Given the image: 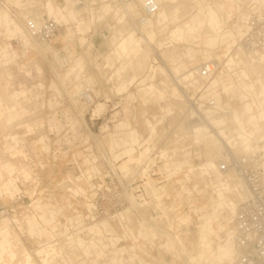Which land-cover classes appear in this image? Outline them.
Returning a JSON list of instances; mask_svg holds the SVG:
<instances>
[{
    "label": "rangeland",
    "instance_id": "1",
    "mask_svg": "<svg viewBox=\"0 0 264 264\" xmlns=\"http://www.w3.org/2000/svg\"><path fill=\"white\" fill-rule=\"evenodd\" d=\"M47 2V0H24L16 5V2L13 1L19 10L13 23L19 25L25 33L24 22L27 18H35L36 22L42 19L46 20L47 17L54 19L48 15L45 9ZM158 2L160 7H164L166 0H158ZM55 3L60 8L68 7L66 14H70V16L73 14L74 16L70 19H67L66 16L64 19L59 18L57 23L62 28L51 41V46L46 47L48 45L38 44L39 47L35 50L40 53L33 54L32 59L27 60L29 76L25 74L22 67L20 55L24 53V49L20 41L15 38H8L4 28L0 27V46L11 43L19 54L16 63H9L6 66V72L11 73V79L9 80L11 90L19 91L25 88L30 89L31 94L39 92L43 96L31 101L33 106L28 113L30 116L28 122L41 118L43 128L28 132L26 128L21 127L15 132L23 140L24 145L22 147L29 158L33 159L34 156L39 155V158L50 163L47 166L43 165L44 169L41 172H38V168L32 163L33 167L31 169L37 177H32L31 173L25 170V166L19 163L21 175L11 177L9 170L14 167V164L12 165L9 160L15 156H20L21 152L17 149L16 152L11 153L12 155L2 154L3 148L0 146V202L7 208L14 206L16 212L22 210L21 218H14V222H19L17 224L18 231L15 229L10 230L12 228L8 229L5 223H0V264H16V262L24 261V251L30 254L26 264H46L42 263L43 257L41 258L38 252L48 246H54L56 248L55 252L63 251L67 256L72 252L80 255L83 254L78 247L81 239L85 243V248L91 245L90 243L102 248L100 241H103L106 246L103 256L97 260L95 250H90V254L92 253L90 256H94L87 259V262L90 263L128 264L132 261L137 263L142 260L146 264H224L216 261L220 249L217 248L218 242L215 240L214 235L208 238L205 250L200 248L199 240L195 234L200 213L197 214L193 211V208L197 206L203 208V213H206L208 205L205 199L210 195H212L211 201H219L215 197L216 193L214 192L218 185L214 181H220L225 175L216 170V166L221 160L219 157L216 161L207 160L203 147L195 142V130L190 125L191 121L185 117L186 102L180 100V98L174 100V92L179 90L172 83L169 74H164L163 69L164 65L168 69L176 68L180 73H176V69L171 72L175 73L176 76L181 75L186 78L184 80H187V78L194 77L192 69L207 60L224 62L222 65L225 64L227 71L222 68V71L215 78L224 77L222 81L223 94H221L218 101L228 114L225 115V125H216L214 122V131L223 130L226 137L239 135L237 131L250 133L258 152L264 157V108L252 105L253 97L259 92V88L264 86V58L262 57L261 61H255V64L252 62L250 66L240 62L235 56H233L232 61H229L234 50L229 41L231 40L230 35L234 32V28L230 25H237V22L231 24L234 17L228 20L226 24L220 23L219 32L221 36L213 48L207 46L211 35L207 33L209 31L208 26L201 28V33L191 42H172V32L185 23H192V25L197 24L199 21L208 23L207 14L202 11L208 10L217 16L216 10L220 9L221 0H177V3L171 6V11H176L177 17H170L161 26H156L154 23L156 19L154 18L151 21L152 26L141 30L140 33H137L130 23L124 19L116 6L104 0H96L92 7L79 8L83 11L76 10L78 7L73 5L72 0L68 3L66 0H55ZM109 6L112 10L104 13L103 9ZM5 13L7 12L0 8V22H2V16ZM61 15L59 13V16ZM225 26L229 28L225 29ZM10 28L13 29V25ZM66 29H69L73 38L67 44L60 45L55 41ZM105 32L108 33V38H105ZM131 33L134 34L135 39L139 41L142 47L148 51L146 62L148 64L143 70H134V58L128 59L117 52L115 53L121 39H125ZM146 33H151L153 36V41L150 43L151 48L140 40L141 36H146ZM162 43L166 45L160 47ZM170 44L176 47L175 54L172 58L166 59L164 57L168 55L166 50L168 49L172 53L173 48H165ZM36 64L40 67L41 74H38ZM253 66H257L256 72L251 71ZM244 70L250 71L246 72V75L241 74V71ZM70 71L73 72L68 76ZM133 76H136V80H138L131 84L130 79ZM144 79L146 80L140 83ZM52 82L55 83L58 93L49 88ZM38 83H42L45 87L42 92L34 88ZM148 86H152L151 90L146 89ZM85 87L94 90L95 97L92 98L91 102L76 98L79 91ZM193 87L195 86L193 85ZM6 92L8 93V90L0 74V93L5 96ZM115 94L123 95L116 99ZM30 97L32 96L30 95ZM161 97H163V100ZM41 100L45 102L43 106L39 105ZM246 103H250V110L245 108ZM6 106L7 104L4 105L3 100L0 99V118L5 111L3 108ZM20 106L24 109L29 104H21ZM113 106H115L114 110H112ZM167 108L170 109V113L165 112ZM208 113L204 112V115L208 116ZM66 115L71 117V121L66 119ZM2 121L3 119L0 120V144H2V138L6 134L4 121ZM70 122L74 126L73 129L68 126L71 125ZM54 123L61 125L60 130L55 128L49 130V126L54 125ZM132 127L136 128L137 131H134ZM127 129L130 130L127 131ZM200 129H202V126H200ZM126 133H128L129 144L126 149L122 150V144L124 145L127 140L124 138L121 142V138L122 135L126 136ZM168 133L170 134L169 137L166 136ZM41 136H44L47 140L45 144L49 145V154L45 152L43 143L38 142ZM143 142L146 145L143 148L141 147L142 150L134 147V145L143 144ZM150 142L151 152L158 156L161 154L164 159L163 162L160 158V163L156 164L155 171L159 175L144 182L146 198L142 199V203L133 200L134 205H136V202L139 204L137 212L131 210L128 214L124 212L116 215L119 220V227L121 223L127 222L128 227L135 234L139 230L143 237V240L139 241L142 245L140 250L146 252L150 259L139 258L136 260L123 257L124 250H121L122 246H126L129 241L123 242L122 245L119 244L121 232H116L113 228L115 225H111L106 220L108 217L119 213V210L103 211V216L96 218L95 223L88 227L89 236L86 237L81 236L84 231L82 227L78 228L75 234L68 232L67 237L58 235L53 243L38 244L29 236L27 222H52L53 219L48 213L42 218L44 212L46 213L50 209L57 212L54 218L55 222H58V218L61 217L60 222L62 224L82 222L83 219L87 218L88 212L85 207L89 210L90 203L85 205L86 202H77L75 195L77 191H84L81 188L80 172L87 173L92 170V165L85 161L89 154L99 158L108 156L114 158V160L116 159L117 163L113 165L103 161L95 164L98 171L117 175L112 179L101 180V184L104 185L103 190L109 191L115 186H119L121 172L131 171L132 165L137 164V162L140 163L143 157L149 153L150 149L146 147L147 143ZM6 143V146L11 145L8 140ZM122 151L125 156L128 155V158L122 156ZM56 152H59L57 153L58 158L54 161L53 154ZM223 152L220 151V157ZM73 154H79V156L76 155V161L73 160ZM127 159L128 161L124 162ZM20 160L21 158L17 159L18 162ZM60 162L62 164L58 167L57 164ZM206 162L211 166L210 169L201 170L205 167ZM77 168L80 172L77 171ZM2 172L5 173L4 176ZM67 172L70 174L68 178H66ZM204 172L208 173L207 181L198 176L199 173ZM78 177L79 179H76ZM234 177L236 176L234 175ZM26 180L35 181L33 183L35 187L39 185L35 195L32 196L30 193L32 189L27 190V199L25 198L22 203L13 205L11 199H9L11 194L14 195L18 192L22 188V184L18 183H24ZM200 180L207 190L204 197H201V193H196ZM6 183H9V185L5 187ZM231 183L236 187L238 199L235 201L231 199L230 195H227L229 198L227 206L233 212L234 205L242 198L244 190L242 180L236 178ZM57 184H60V186H57ZM137 185L142 186V182ZM10 188L12 193L8 191ZM226 215V212H224L223 215L219 216ZM231 217L232 215L226 218L224 224L226 228L230 227ZM182 219L186 220V223H183ZM0 222L6 221L2 220ZM102 222L109 223L110 226L107 227V230L97 226L98 228L95 227L96 229L91 231L90 228H94L95 225ZM214 226L211 222L209 227L215 233L221 234L219 228ZM56 233L60 234L61 232ZM9 234L15 241V245H17L18 256L16 255V261L9 258L7 259L9 261L4 259V257L7 258L4 255V245ZM168 234H177L180 238L175 241L176 244L172 246L173 249L169 250L166 247V242L170 239ZM68 237H71V239L69 238V240ZM70 241L73 242L72 245ZM60 243L67 244V246H64L65 248L60 247ZM227 246L225 247L227 248ZM201 251L204 252L203 259L200 258ZM34 254L36 257H34ZM232 256L233 262L231 264L235 260L234 253H232ZM112 259H115L114 263L110 262ZM56 261L55 264H57Z\"/></svg>",
    "mask_w": 264,
    "mask_h": 264
},
{
    "label": "crops",
    "instance_id": "2",
    "mask_svg": "<svg viewBox=\"0 0 264 264\" xmlns=\"http://www.w3.org/2000/svg\"><path fill=\"white\" fill-rule=\"evenodd\" d=\"M47 1L48 2L45 6V9H46L48 15L50 17H53L57 22L59 21V18L64 19V17L66 16L67 19H70V17L74 16L73 14H72V16H70V14H66L68 7L60 8L56 5L55 0H47ZM248 1H254V2L258 1L259 2L260 0H221V7L219 10H216L217 16L215 13H212L211 11H208V10L202 11V9H200V11L207 14V17L209 18L208 23L206 24L203 21H199L197 24H194V25H192V23H190V24L185 23L182 27H179V28H177V30L172 32V34H171L172 42H176V41H189V42H191L192 40H194L198 37L199 33H201V28L203 29V27L208 26L209 31L207 33H210L211 35L209 36L207 46H208V48H213L214 45L216 44L217 40L221 36V34L219 32L220 23L223 22L224 24H226V22L228 20H231V18L234 17V21L231 22V24H234L237 22V25H232V26L230 25V27L234 28V32L230 35L231 40H229L231 42L230 46L234 48V46L232 45V41L236 37H237L236 39L238 41V38L240 39V37L242 35L240 26H242L241 23L245 17L244 8L246 7ZM176 3H177V0H166L164 7H160L158 14L155 16L156 20L154 23L156 24V26H161L170 17H177V15L175 14L177 12L171 11L172 10L171 6L173 4H176ZM58 9L60 10V12ZM76 10L83 11L82 9H79V8H76ZM103 10H104V13H107L109 10H112V9L109 6ZM59 13H61L62 15L59 16ZM64 14H66V15H64ZM240 18H242V19H240ZM219 19L222 21H220ZM13 22L14 21H12L9 18L7 13H5L2 16V22H0V27L4 28V31H5L8 38H15L16 40L20 41V44L22 45V47L24 49V53L20 55L22 58V67L25 70L24 71L25 74L27 76H29L30 72L27 70V60L28 59L31 60L32 59L31 56L33 54L40 53L37 50H35L39 46H32L26 32L24 33L23 30L19 27V25L15 24ZM68 22H69V20H68ZM238 24H240V25H238ZM12 25H13V29L10 28ZM151 26H152V23L150 22L148 28H150ZM228 28L229 27L225 26V29H228ZM107 34L108 33L105 32V34H104L105 38H108ZM72 38H73L72 33L69 31V29H66L63 31V33L61 35H59V37L57 38V40L55 42L59 43L60 45H64V44H67V42H69ZM140 40L143 41L149 48H151L150 43L153 41V36L151 33H146V36H141ZM111 41H113V39H111ZM165 45H166L165 43H162L160 45V47H164ZM49 46H51V43L48 44V46H46V47H49ZM170 47L173 48L171 50L172 53L169 52L167 49ZM165 48L167 49L166 54H168V55H166L164 57L166 59L172 58V56L175 54L174 50L176 49V47L170 44V46H167ZM116 52L119 55H122L128 59L134 58V61H135L134 62V70H137V71L143 70L144 68L147 67L148 63H146V62L148 60V51L146 49H144L142 47V45L139 43V41H137L135 39L133 33L129 34L125 39H121V41L118 43L117 48L115 50V53ZM233 52H234V50H233ZM234 54L235 53L232 54V58L229 61H232L234 59L233 56H235V58H237V60H239L240 62L246 63L244 60L240 59V57H238L237 54L236 55H234ZM18 56H19L18 51H16L12 47L11 43H6V44H3L0 46V74L2 75L3 83H4V85H6V88L8 90V93L6 92V94H4L5 96H3L1 94V93H3L2 91L0 93V99L3 100V104L4 105L7 104V106L3 108V109H5L3 114L6 115V118L4 120V128L6 130V134L3 136L2 144H0V146L3 148L2 154L8 153L9 155H12L11 153L16 152L17 149L20 150V152H21L20 156H15L13 158H10V160H9L10 163H12V165L14 164L13 165L14 167H12L10 165L12 167V169L9 170V172L11 173V175H10L11 177H13L15 175H17L16 177H18V175H21L20 174V166L18 165L19 163H22L25 166V170H28V172L31 173L32 177H37V175L32 171L31 167H29L27 164L32 162L38 168V172H41L44 169L43 165L47 166V164H50V163L39 158V155L34 156L35 158H33V159L29 158L27 152H25L23 150V147H22L24 145L23 140L19 137L18 133L15 131L21 127L26 128L28 132L43 128V121L41 118H38L37 120H34L32 122H28V119L30 117L28 115V113L30 112V109L33 106L31 101L36 100L39 97L41 98L43 96L39 92H36L35 94H31L32 91L30 89L27 90L25 88H22L19 91L11 90L10 83H9V80L11 79V73L6 72V69H7L6 66L9 63H12V64L16 63ZM246 57L249 60V63H248L249 66L252 64L251 62L253 61V59H255L257 61H260V59H262V56L256 58V57H251V56L246 55ZM24 61H26V63H24ZM206 62H209V60H207ZM256 68H257V66H256ZM174 69H176V68L168 69L167 66L164 65L163 72H164V74H167V75L169 74L168 75L169 77L175 76L177 78L180 77L182 79H186L185 77H183L181 75L176 76L175 73H172L171 71H173ZM36 70H37L38 74H41V69L37 64H36ZM72 72L73 71H70L68 76ZM175 72L180 73V72H177V69L175 70ZM193 78L194 77H192L190 79H193ZM216 78H214V79L212 78V80H211V96L214 99L219 100L221 98V94H223V91H222L223 82L222 81H223L224 77L221 76L218 79H216ZM187 79H189V78H187ZM137 80H136V76H133L130 79V83L132 84L133 82H136ZM145 80L146 79L142 80L140 83L144 82ZM196 82L198 84H200L199 81H196ZM217 86H219V87H217ZM151 87L148 86L146 89L151 90ZM34 88L39 89L40 92H42L45 89V87L42 83H38L37 85L34 86ZM49 88L52 90H55V92L58 93V89H57L54 82H52L50 84ZM259 89H260L259 92L257 94H255V96L252 99V105H255L256 107L264 108V86H262ZM141 90H145V89H141ZM30 95L32 97H30ZM174 97H175V99H174L175 101L178 100L179 98H180V100L184 101V98L182 97L180 91L174 92ZM161 99L163 100V97H161ZM44 103L45 102H43L41 100L39 105L43 106ZM21 104H25V105L29 104V106H26V107H24V109H22L20 106ZM142 107H144V106H142ZM41 108H43V107H41ZM245 108L247 110H250V108H251L250 103H246ZM165 112L170 113L171 111L169 108H167ZM208 114L213 115L210 112ZM66 119L68 121H71V117H69L68 115H66ZM225 121H226L225 116L220 117L219 119L216 120V122L213 121L212 126L214 127V122L216 123V125L217 124H219L221 126L225 125ZM70 124L71 125H68V126L71 129H73L74 126L72 125L71 122H70ZM54 125L51 124L49 126V130H52V128L60 130V128H61L60 124L56 125L54 123ZM132 129H134V131H137L136 128H134V127H132ZM193 129L195 130L194 140L197 144H200L203 147V151L205 152V155L207 158L208 154H207L205 147H206V144L208 145L213 140L212 138L214 136H213V134H209L210 133L209 131H208V133H206V131H207L206 128H202V129L193 128ZM129 130L130 129H127V131H129ZM217 133L220 135H223V136L226 135L225 131H223V130L219 131ZM237 133H243L247 137L252 136L250 133H247L246 131H237ZM124 138H126L127 141L125 142L126 146H124L125 144L124 145L122 144V150H124L128 147V144H129L128 139H127L128 133H126V136L122 135L121 142H123ZM7 140L11 142V145L6 146ZM45 141H47V140H45L44 136H41L38 140V142L43 143V148H44L45 152L49 154V151H48L49 145L45 144ZM263 151H264V146H263ZM57 153H59V152H56L53 154V160L54 161H56L58 158ZM76 155L79 156V154H73L72 155L73 160L76 159ZM122 156H125L123 154V151H122ZM18 158H21V160L19 162L17 161ZM217 159L218 158H216L214 160H209V161H216ZM207 160H208V158H207ZM127 161H128V159L125 160L124 162H127ZM60 164H62V163L60 162L57 164L58 167L61 166ZM204 166L205 167L201 168V170H203L205 168L210 169V167H211L208 165L207 162ZM216 168H217V166H216ZM13 170H15V171H13ZM263 171H264V166H263ZM66 174H67L66 178H68L70 176L69 172H67ZM81 174L84 178L87 176H88V178H90L89 172L86 173V172L81 171ZM2 175L4 176L5 173L2 172ZM198 176L204 178V181H207L206 177L208 176V173L207 172L199 173ZM221 176H223V175L221 174ZM225 177H228V175L227 174L224 175L220 181H217V180L214 181L218 185V187L214 193H216L215 197L219 201H216V202L211 201L212 195H210L208 198H206L205 202L208 205V211L206 213H203V208H200L197 206L195 208H193L194 213H197V214L200 213L198 215L199 224H198V227L195 231L196 237L199 240V244H200L199 246H201L200 248H203V250H205V245L207 246L206 243L208 242V238L210 236L214 235L215 240L218 242L217 248L220 249V251L218 252L219 256L216 258V261H217V263H224V264H226V263L222 258L223 247L227 246V244H229L230 240H231V228L230 227L226 228V226L224 224L226 223V220H227L226 218L228 216L232 215L234 212V210L232 212V209H229V207L227 206V204L229 203V198L227 195H230L231 199H233L235 201L238 200L236 187H234L231 182L225 181ZM38 179H39V177H38ZM76 179H79V177ZM33 182H35V181H32V183ZM69 184H71V183L69 182ZM8 185H9V183L8 184L6 183L5 187ZM57 186H60V184H57ZM65 186H66V184H65ZM8 191L10 193H12L11 188ZM196 193L197 194L201 193L200 194L201 197H204L207 194L206 187L203 185L201 180L199 182V186L197 187ZM83 194H85V191H79V192L77 191L76 192V195H83ZM11 197H13V194L11 195ZM224 212H226V214H227L226 216H219V215H223ZM47 213L53 219L52 222H30V223L27 222L28 223L27 232H28L29 236L31 238H33L38 244H41L44 242H46V243L54 242L55 238L58 236V234L56 232L60 231L61 232L60 234L68 233L69 232L68 231L69 225H73V222H67L66 224H62L60 222L61 217L58 218V222H55L54 218L56 217L57 212L52 210V209H50L46 213L44 212V214L42 215V218H44ZM182 221H183V223H186V220L182 219ZM211 222H212V225H215L214 226L215 228H219V230L221 231L220 232L221 234L215 233L209 227V226H211ZM107 224H108V226H107ZM127 224L128 223L126 222V223H121V225H120V228L123 231L120 234V242H128L129 241V243H127L126 246H122L121 250H124L123 251V253H124L123 257L126 259H136V260H138L139 258L150 259L149 256L146 255V252L140 250L142 245L140 244L139 241L143 240V237L140 234L139 230L137 231V234H135L133 232V230L128 227ZM97 226H99L100 228L102 227L105 230H107L110 225L108 222H102L99 225H95L94 228L93 227L90 228L91 231H92V229L95 230L96 229L95 227H97ZM168 236L170 237V239L168 240V242H166V247L169 250L172 248V246H175V244H176L175 241L176 240L178 241L180 238H179V236H177V234H175V235L168 234ZM7 238H8V240L4 245V252H5L7 244H9L10 242H15L11 238L10 234ZM71 243H73V242L70 241V244ZM84 244L85 243L82 239L79 241V244H78L79 249L82 250L84 255L83 254L77 255L76 252H72L71 254H69V256H63L62 257V254H64V252L63 251H60V252L56 251L55 252L56 248L54 246H48L46 249H43L41 252H38V253H39V256L41 255V258L43 257L42 263H46V264H55V261L57 259H60L57 261V264H97V262H94V263L87 262V259L94 257V256H90L92 254V253L90 254L92 249L95 250L94 252H95L96 260L103 256L104 251L106 250V246L104 245L103 241H100V244H102V248H100L98 245H96L94 243H90L91 245H89L85 248ZM62 246L63 247L67 246V244L60 243V247H62ZM29 256H30V254L24 251V253H23V258H24L23 260L24 261L16 262V264H26ZM203 256H204V252L201 251L200 258L203 259L204 258ZM34 257H36L35 254H34ZM152 258L154 260L153 256H152ZM115 259H112L110 262L114 263ZM128 264H146V263L144 261L140 260L137 263L132 261V262H129Z\"/></svg>",
    "mask_w": 264,
    "mask_h": 264
},
{
    "label": "built area",
    "instance_id": "3",
    "mask_svg": "<svg viewBox=\"0 0 264 264\" xmlns=\"http://www.w3.org/2000/svg\"><path fill=\"white\" fill-rule=\"evenodd\" d=\"M87 0H76L77 4L83 6L84 2ZM105 2L117 4L123 6L131 2H137V0H105ZM260 2L248 1L245 10V17L241 23V37L238 41V48L241 49L248 56H254L260 52H264V6L259 5ZM158 9V5L154 0H144L141 7L142 16H140L134 23L137 26L144 25L147 18L153 16ZM26 28L31 33V35L37 39L39 42L47 43L50 42L58 33L60 26L50 20H42L39 25L34 21L27 20ZM224 62H205L198 66L194 72V78L197 77L201 80L198 84L196 81L193 82V87L191 79H187L183 85L180 87L182 91L183 98L189 110H192L195 115L192 120L200 122L203 113L209 111L215 115L223 113V110L216 108V102L211 96V80L214 79L217 74H219L224 68ZM222 65V67H221ZM91 94V92H85ZM122 95L115 94L114 97L117 99ZM86 98L85 95L80 100ZM115 106L112 107L114 110ZM166 136H170L168 133ZM167 137V138H168ZM152 142V141H151ZM150 143H147V147L150 151ZM146 143L142 144V148ZM141 148V150H142ZM156 151V150H154ZM147 154L140 163L132 165V170L129 172H121V181L119 186H115L109 191L103 190L101 180L112 179V177H117L116 174H109L106 172H101L96 169V163L99 161L107 162L113 165L117 163L114 158L108 156H102L101 158L89 154L85 161L92 165V170L89 172L90 178L83 177L79 168L77 171L80 172L81 177V188L85 191L83 195H75L77 202H86L85 205L90 203V209L87 218L83 219L82 222H73V225H69L68 231L70 233H76L77 229L82 227L84 231L81 233L82 237L89 236L88 227L95 223L96 218L102 217L103 211L119 210V213L108 217V222L115 226L113 227L115 231H120L121 228L118 225V218L116 215L124 213L127 208H129V202L127 197L131 194L137 198L139 203H142V199L146 198V193L144 190V182L151 177L158 176L159 174L155 171L156 164L160 163L161 154L154 155L153 152ZM160 153V152H159ZM225 156L228 158V163L225 164L222 161L218 162V169L220 171L227 170L230 166L236 171V173L245 179L248 186V197L241 201L236 209V212L232 218V232L231 240L233 242L236 259L234 264H264V180L261 175V171L258 167L250 162L246 157L238 158L237 161L226 152ZM161 158V159H160ZM33 167L32 162L28 164ZM136 168V169H135ZM142 182L141 185H137ZM22 184V188L18 190L13 196L11 202L13 205L22 203L23 200L27 199V190H30L32 196L35 195L38 186H33L32 181L26 180ZM106 185V184H105ZM19 188V187H18ZM145 194V196H144ZM139 205V204H138ZM137 212V210H133ZM136 215L135 213H133ZM22 210L16 212L14 206L7 208L3 206L0 202V221L7 219L13 221L14 218H21ZM93 221V222H92ZM126 223V222H123ZM11 228H17L16 222H8ZM119 244H123L120 242Z\"/></svg>",
    "mask_w": 264,
    "mask_h": 264
},
{
    "label": "bare ground",
    "instance_id": "4",
    "mask_svg": "<svg viewBox=\"0 0 264 264\" xmlns=\"http://www.w3.org/2000/svg\"><path fill=\"white\" fill-rule=\"evenodd\" d=\"M13 1H15L16 2V5H17L18 3H22L24 0H0V8L3 9V10H5V12L8 13V15L10 16L9 18L10 19L12 18L11 19L12 21L17 18L18 12H19L18 8L13 3ZM69 1L70 0H66L67 3ZM95 1L96 0H87V1H85L83 3L84 4L83 6H80V5L77 4L76 0H72V2L74 3L73 5L75 7H78V8H83V7H87V6L92 7V5L95 4ZM137 1H138V3L137 2H131V3L125 4L123 6H120V5H117V4H113V5L116 6L119 9V11L122 14V16L124 17V19L127 22L130 23V25L136 30V32L137 33H140L141 30H143L145 28H148L149 23L158 14L159 9H160V4H159L158 0H154L156 2V4L158 5V9H157L156 13L153 16L147 18L146 21H145V23H144V25L137 26V24L134 23V22L140 16H142L141 7H142V3H143L144 0H137ZM259 2L261 3L259 5H263L264 6V0H260ZM59 12H60V10H59ZM47 19H50V20H52V21H54V22L57 23V21L54 20V19H51L49 17H47ZM27 20L34 21L37 25H39L41 23V21L44 20V19H42L41 21L36 22L35 21V18H27L25 20V22H24V31L26 32L27 36L29 37V40H30L32 46H38V44H40V45H48V44H50L51 41L59 34V32L61 30V29H59L57 35L50 42L42 43V42H39L37 39H35L31 35V33L27 30V28H26V21ZM60 28H62V27L60 26ZM232 45L234 46V52L233 53H236L238 55V57H240V59L244 60L248 64L249 63V60L246 57L247 54H245L241 49L238 48V42H237V39L236 38L232 41ZM261 56L264 57V52H260L259 54L254 55V56H251V57L258 58V57H261ZM255 61H257V60L253 59L252 62L255 64ZM260 61H261V59H260ZM211 62H216V61H211ZM221 67H222V65H221ZM195 69L193 68L192 71H194ZM251 69H252L251 71H255L256 70V67H252ZM248 71H250V70H248ZM248 71L247 70L241 71V74L246 75L247 74L246 72H248ZM177 72H180V71L177 69ZM170 79H171L172 83L175 85V87L180 91V93L182 95V91H181L180 87L183 85V83L186 80H184L182 78H179L178 79L175 76L170 77ZM191 80H192L191 81L192 84H193L194 81H201L197 77H195V78H193ZM86 91L87 92H91V94L85 93ZM83 95L86 96V98H83V99L85 101H88V102H91L93 100L92 98L95 97L94 90L92 88H90V87H85L83 90L79 91V93L76 95V98L81 99L83 97ZM182 97H183V95H182ZM214 100L216 102V108L223 110V108L221 107L220 102L217 99H214ZM184 101H185V99H184ZM184 106L185 105L183 104V107ZM180 107H181V105H180ZM186 108L187 109H184L185 110L184 111L185 112V117H187L188 120L191 121V123H190L191 127L192 128H200V126H202V128H206V130H207L206 133H208V131H209L210 132L209 134H213V136H214L212 138L213 140L208 145L206 144V147H205L206 148V151H207V154H208L207 155L208 160H214V159H216V158L219 157L220 160L223 163L227 164L228 163V158L225 156V153L226 152L230 153V155L234 158L235 161H237L238 158L246 157V158H248L250 160V162H253V164H251V165H255L256 167L259 168V170L261 171L262 178L264 180V171L262 169L263 166H264V160H263L264 157L258 152V150H257L258 148L255 145V142L252 141L253 140V138H251L252 136L251 137H247L243 133H238L239 135H237V136L229 135L228 137H226V136L220 135V134H218L217 132L214 131V127L212 126L213 121L216 122V120L219 119L220 117H223V116L227 115L228 113L225 110H223V113L222 114H219V115H215L214 113H212L213 115H210L209 114L208 116H206L203 113V117H202L201 121L200 122H197L195 120H192L194 118L195 113L192 110H189V108L187 107V104H186ZM206 112H209V111H206ZM5 118H6V115L3 114L1 116V118H0V120L3 119V121H4ZM183 124H181V125H183ZM187 128H188V126H187ZM140 145L142 146V143L136 144V145H134V147L139 149V148H141ZM209 145L212 146V147H210ZM220 147L223 150H220L221 149ZM220 151H224L223 152V155L221 157H220ZM134 154H135V151H134ZM126 158H128V155H126ZM137 164H138V162H137ZM217 170H219L218 169V165H217ZM129 171L130 170H127L126 172H129ZM220 172L221 173H224L225 175L226 174L228 175V177H225V181L231 182V181H234L236 178L242 180L244 195L242 196V198L237 203H235V205H234V212L232 214V217H233L234 214H235V212H236V209H237L238 204L241 201H243L244 199H246L248 197V186H247V183L245 182V179L242 178L241 176H239L236 173V171L231 166L227 170L220 171ZM234 175L236 177H234ZM33 183H35V182H33ZM9 199L12 200L13 197H11ZM134 199L137 201V198H135L133 194H131V195H129L127 197V201L129 202V208L126 209L125 214H128V212L131 211V210L133 212V210H137L138 209L139 206H138L137 202L135 203L136 205H134L132 203ZM232 217H231L230 224H229L230 225V228H231V232H232V226H231ZM3 221H6V222H0V223H5V225H7V228L8 229L11 228V227H9L10 225L8 224V222H14V220L13 221H10V220H7V219H3ZM17 224H19V222H16V226L15 227H17ZM14 229L18 231L17 228H14ZM14 229L12 228L10 230H14ZM65 234H58V235H61V236L64 235V237H67L68 236L67 235L68 233H65ZM69 238L71 239V237H68V239ZM51 243H53V242H51ZM4 253H5L4 255L7 257V258L4 257V259L7 260L9 258L12 261L13 260H16L17 259L16 257L18 256L17 255L18 252H17V248H16L15 243L14 242H10L9 244H7ZM232 253H234L235 259H236L235 248H234V245H233L232 240H230V243L228 244L227 248L226 247H223V251H222V258H223V260L227 264H231L233 262ZM63 256H67V255L66 254H62V257ZM58 260H60V259H57V261ZM7 261H9V260H7ZM57 261H56V263H57ZM234 263H235V261H234Z\"/></svg>",
    "mask_w": 264,
    "mask_h": 264
}]
</instances>
